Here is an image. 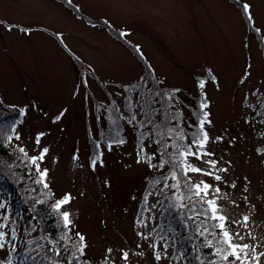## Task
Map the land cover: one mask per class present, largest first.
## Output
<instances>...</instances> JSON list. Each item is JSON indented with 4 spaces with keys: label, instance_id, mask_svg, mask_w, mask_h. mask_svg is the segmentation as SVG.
Instances as JSON below:
<instances>
[{
    "label": "rangeland",
    "instance_id": "374dc122",
    "mask_svg": "<svg viewBox=\"0 0 264 264\" xmlns=\"http://www.w3.org/2000/svg\"><path fill=\"white\" fill-rule=\"evenodd\" d=\"M245 3L250 5L252 26L243 11ZM70 4L78 12L61 0H0L2 124L11 125L6 120L9 111L24 109L26 114L13 132V137L19 135V139L11 143L23 148L30 158L48 149L40 167L47 169L49 188L39 186L53 203L65 194L72 197L61 209L68 211L73 221L71 231L59 223L62 235L67 233L64 243L74 251L72 244L78 241L75 233L82 234L87 247L80 258L87 264H200L195 259V247L189 253L193 261L182 260L181 252L184 254L190 246L174 236L184 226L181 223L186 215L181 213L187 210L168 209L161 214L152 208L161 199L155 195L152 181L168 175L171 169L165 165L161 173L147 163L136 162L143 132L135 122L129 124L127 118L134 112L137 121L143 120L138 101L149 96L146 99L155 102L152 106L156 117L148 129L154 138H146L143 143L145 153L158 152L160 145L153 142L158 138L155 133L165 127L163 124L170 127L162 106L174 114L170 115L172 124L175 122L172 128L182 125L187 137L175 142L187 145L196 130L194 114H199L198 102L203 93L211 121L205 125L210 136L207 150L214 153L204 160L214 159L217 169L228 171L213 169L222 176L220 182L198 173L188 175L193 183L203 180L213 189H221L217 202L229 218V230L244 237L236 243L249 245L246 264H264V0H71ZM9 26H13L11 31ZM118 31L126 33L124 42L116 39H122ZM127 45L138 48L145 61L141 62L138 53L135 55ZM209 71L216 77L215 83ZM201 80L205 81L203 89L198 87ZM163 89V99L159 97L157 102ZM173 89L180 91L169 100L168 93ZM127 98L136 105L131 111ZM148 109L149 105L145 110ZM62 111L64 116L54 123ZM177 113L179 119L174 118ZM120 115L126 118L121 119L122 129L117 131L118 123L113 120ZM41 133L44 135L38 144ZM112 137L126 142L114 144L108 151L106 144ZM216 137L222 139L217 141ZM99 151L103 152V167L97 165L93 170L90 161ZM74 156L78 159L74 160ZM160 159L157 155L152 162ZM189 159L196 167L209 170L207 163ZM30 168L38 180L35 166L31 164ZM233 183L235 188L231 187ZM150 190L153 195L145 201ZM49 191L53 195H48ZM166 192L172 195L171 190ZM18 207L21 205H13L12 212ZM6 210V206L0 208V219L8 217L4 221L8 224L0 231L7 233L6 240L15 243L9 226L14 216L6 215ZM33 211L26 207L27 219L19 231L26 230L27 243L33 241L30 249L36 250L39 225ZM175 215L177 224L171 223L176 230L169 231L165 226ZM244 216L249 217L247 225ZM203 219L196 218L195 230ZM158 233L166 236V241L159 239ZM196 238L201 243L208 239L214 247L220 246L216 243L218 235L214 238L206 233L201 237L196 233L188 240ZM17 239L19 242L22 238L17 235ZM154 243L155 251L162 256L159 261L151 246ZM209 249L213 252V248ZM125 252L127 260L123 259ZM14 254L18 255L15 252L11 256ZM9 255L10 245L0 249L4 264ZM205 258L207 263L213 260L209 254Z\"/></svg>",
    "mask_w": 264,
    "mask_h": 264
},
{
    "label": "snow or ice",
    "instance_id": "6c2138e0",
    "mask_svg": "<svg viewBox=\"0 0 264 264\" xmlns=\"http://www.w3.org/2000/svg\"><path fill=\"white\" fill-rule=\"evenodd\" d=\"M71 3V0H69ZM243 11L249 21V25L252 26L253 24V17L250 13V5L247 3L243 4ZM13 26H9L8 30L11 31ZM22 31H27L26 29H21ZM257 33H259V29H255ZM121 36L126 35V33H121ZM139 51V49H136ZM208 76L210 80L215 83L216 77L212 75L211 71H209ZM247 73L245 74V78ZM241 83L244 82L242 79ZM198 87L203 89L205 87V81L201 80L198 82ZM179 89H173L171 94L167 96V99L171 100L175 97V93L179 92ZM255 95V93H254ZM202 99L199 105L201 115L198 117V123L195 126V131L191 133V143L185 145L184 143H176L175 141H185L187 137L185 136L183 129L177 125L175 128H170L165 126L162 128L161 131L155 133L158 139H155L153 142L160 145V149H158L157 153H153L152 155H147L145 153V149L143 147V139L144 134L141 133L139 137L141 144L138 145L137 151V160L136 162L139 163H147L150 169L156 168L161 173H163V169L165 165L170 167V172L168 175H162L160 178L154 179L152 181L153 190L155 195L161 197L158 199L155 204L152 205L153 209H157L163 214V212L167 211L168 209L173 210H187V213L182 212L181 215L187 216V221L195 222L197 217H203L204 219L200 221L199 224L196 226V233L198 236H205V234H209L214 238L218 235L220 237L219 240L216 241L219 247H214L213 241L205 239V243L202 244L200 247H208L213 248L212 255L218 257L219 261L226 262V264H246L247 259V252L246 250L249 248L248 244H240L236 243L235 240H243L244 237L239 233L229 230L228 227V220L229 218L223 214V210L221 206L218 204V199H220L221 189L217 186L213 189V185L204 182L201 180L199 183H193L191 177L188 175L189 173H198L204 176H211L214 178L215 181L220 182L222 181V176L215 174L213 169H216L218 172H227V168H216L217 161L214 159L204 160V157H211L214 153L207 150V145L210 142V136L205 128V125H210L211 121L208 119L209 113L205 111L209 107L206 97L204 94H201ZM134 106L129 99L128 109L129 111L132 110ZM66 111V110H65ZM115 111H118L116 109ZM152 111L151 109L143 110L142 112L145 116L144 121H137L136 115L132 112L131 116L128 117V123L133 124L135 122L136 125L143 128L146 124H152ZM19 114L23 117L26 112L24 109L19 110ZM64 116V111H62L59 115L54 118V123L59 121ZM180 114L177 113V116L174 117L175 119H179ZM123 115H120L117 120H113L114 124L118 123L119 119H125ZM16 123H19L17 121ZM12 131L15 132V124L13 125ZM151 134V133H150ZM44 135L43 133L37 136V143L40 142V137ZM19 139V135L8 136V141L11 142L13 139ZM222 137H216V140H221ZM166 141H173V143H167ZM126 141L124 139H117L116 137H112L110 142H107L106 146L108 151L112 150L114 144L123 145ZM97 149L100 148V144L97 143ZM171 148L172 152L170 153L168 149ZM195 149V151H193ZM21 153H24V149H19ZM259 151V150H258ZM48 152L47 148H44L39 156L29 158V163L35 166L36 172L38 173L39 179L35 181V183L42 184L44 189H48L49 185L46 182L47 178V169H41L40 162L43 161L46 153ZM25 155H27L25 153ZM159 155L161 159L158 163H153L152 161L156 159V156ZM103 152L99 151L90 161V166L93 170L96 169L97 165L103 167ZM190 157H194L196 160H200L204 163L209 165V170L204 171L200 167H196L193 163L190 162ZM74 160L78 159V157L74 156ZM183 177V181L181 180ZM171 180L172 183L168 181ZM155 185H162L159 188H155ZM231 187L235 188L236 185L233 183ZM153 190H150L147 195L145 196V201H147V197L153 195ZM166 190H171L172 195L171 197L168 196ZM185 190L187 194H185ZM245 191L247 189L245 188ZM48 195H53L48 193ZM212 195L213 198H209ZM72 197L69 194H65V196L61 199L56 200V202L52 205L53 211L60 215L62 220V227L68 231H71V227L73 226V221L70 217V213L68 211H61L64 205L70 203ZM165 201H168L165 203ZM187 201V203H185ZM43 200H38L37 203H44ZM206 205V207H205ZM4 204L0 203V208H4ZM190 213V214H188ZM3 219L7 221L8 217L4 216ZM249 220L248 216L243 217V222L247 225ZM211 221H215V223H211ZM138 223L146 226L143 220H138ZM232 223H238L237 221H232ZM5 224H0V229L5 228ZM160 227V226H158ZM185 227H187V222H185ZM161 230H163L161 228ZM218 230V231H217ZM155 231V229H154ZM171 231V229H169ZM138 235H142L141 233H137ZM7 233L4 231H0V249H4L6 245H10V255L7 260V264H13V260L11 257V253L16 252V244L11 243V241L6 240ZM159 239L166 241V236L159 235ZM67 233L62 235L59 240H48V243L52 245V248H49V251H54V255L59 257L61 255V248L58 247L60 240L65 239ZM75 236L78 238L77 242L72 244V248L74 251L71 252L70 257L68 258V264H72L73 260H76L77 264H81L80 257L85 255V248L87 244L85 242V237L80 234L79 232L75 233ZM17 238V230L13 229L11 232V240H16ZM144 239H148L147 236H143ZM47 239V237L45 238ZM190 239V237H189ZM29 244L33 243V241H28ZM154 249L155 259L159 261L162 256L159 251H155L156 244L151 245ZM39 247L43 248V245H39ZM168 244L167 242L164 245L165 253L167 251ZM199 248L196 249V252L199 253ZM67 251V248H65ZM108 252H111V249H108ZM77 253L79 255H77ZM128 253H123V259L127 260ZM181 258H183V252H181ZM195 259L200 262V264H205V261L201 259V256L197 254ZM252 259H257L256 256H253ZM0 264H4L3 261H0ZM51 264H60L59 261H52ZM84 264H87L85 261ZM208 264H218L217 260L208 261Z\"/></svg>",
    "mask_w": 264,
    "mask_h": 264
},
{
    "label": "trees",
    "instance_id": "16d2710c",
    "mask_svg": "<svg viewBox=\"0 0 264 264\" xmlns=\"http://www.w3.org/2000/svg\"><path fill=\"white\" fill-rule=\"evenodd\" d=\"M61 1H63L67 6L71 7L75 12H78V9L75 6L73 7L70 3H68V0H61ZM105 25L107 29L110 31L111 29L108 27L109 25L108 24H105ZM118 32L116 33L119 36L121 33H123V31H118ZM121 37L122 39L119 37H116V39H118L121 42L122 41L124 42L126 38L123 36ZM127 46L129 47V49L131 48L134 51L133 53H135V55L138 53L140 58L139 56L137 57L140 59V61L141 60L145 61V59H143L142 55L140 54V51L134 50L132 45H127ZM76 61H78V59ZM143 64L145 66L147 63L143 62ZM161 91L162 92L161 94L160 93L158 94L156 101L158 100L159 97L163 99L164 95H162V93L164 89ZM127 94L130 96L133 93H127ZM168 95L170 94L168 93ZM146 97H149V96H145L144 100L142 98L138 101L139 102L138 107H139V110H141L142 108L143 110H145L146 107L149 105L151 110H153L152 120L154 123L155 117H156L155 107H154L155 102L152 100V98H150L152 101L147 100ZM129 98H127V101H129ZM200 103H201V100L198 102V106L200 105ZM133 106L135 107L136 105L133 104ZM168 109H169L168 107L164 108L162 106V110L165 111V113L163 114L164 115L163 117L166 119V121L167 119L170 121V128H172V125H174L175 122L174 124H172V120H170V118L172 117H170V115H174V114L169 113ZM197 113L199 114L198 115L194 114V116L196 117L195 119L196 123L194 125L198 123V117L201 115L200 108L197 111ZM262 113H264V109ZM7 117L8 118H6V120L8 122L10 121L11 125L10 124L6 125L5 123L2 124L5 118H2V115L0 114V199H2L1 200L2 203L7 207L6 215H9L10 213H12L14 216V219L11 218V222H10L11 225H9L11 226L10 230L12 231L13 229H16L17 235H20V237L22 238L19 242L17 238L15 240V244L17 246L16 252L18 253V255L14 254L13 256H11L12 260L14 264H34V262H37V264H51L53 260L59 261L60 264H68V258L71 255L72 249L67 244L64 243V239L60 240L59 245H57L58 247L61 248V255L59 257L54 255V251L48 250L49 248H52V245L48 243V240H59V238L62 236V233L60 231L62 229L60 227L62 226L61 224L62 220L60 222L61 218L59 219V215L53 211L52 205L54 203L53 201L48 200L49 198L48 199L46 198V192L43 193V190H41V187L39 186V184L35 183V181L37 180H36V176L32 172V169L30 168L31 166V164L29 163L30 157H27L25 153H21L18 147H16L15 145H13L11 142L8 141V136L10 135L13 136V131H12L13 125L15 124L16 126L17 124L16 122L20 120L21 116L19 114V111L18 112L13 111V110L9 111V114ZM11 118H13L12 121H11ZM107 119H110V118L108 117ZM144 120L145 118H143V120H140V121H144ZM120 121L121 119L118 120L117 131L122 129V124H121L122 121L121 122ZM162 121H163V118L161 122ZM153 123L147 126H144L143 128L139 127V130H140L139 132L140 133L143 132L144 134L147 135L144 137L142 144L145 142L146 138H149V139L154 138L148 132V129L152 127ZM177 125H179V127L182 126L180 124H177ZM163 126L168 127L169 125L163 124ZM112 130H114V128H112ZM140 144H141V141L139 139L138 145ZM262 147H264V145ZM38 200H43L45 202L37 203ZM165 203L167 202L165 201ZM15 204L21 205V207L16 208L15 211L12 212V207ZM26 207L34 209L33 214L35 215V218L39 225V230H38L39 238L36 240L35 244L43 245V248L37 247L36 250L30 249L31 244L27 243V240L25 238L26 230L24 229L22 233H20L19 231V229L24 224V221L27 219ZM170 218H172V216ZM170 218L168 220V223L170 225H166L165 227L171 230H176L171 223V221H173L175 225L177 224L176 215L173 219H170ZM4 221H5L4 219L2 220L0 219V224L7 225L8 223ZM185 222H187V227H185ZM59 223L61 224L60 226H59ZM181 224H184V226L182 227ZM181 224H179V226L182 228H180V230L178 229V233H175L174 236L178 238H182V240L180 241L185 242L187 247L190 246L189 248L185 249L182 260H185L187 262L193 261L192 255H190L189 253L192 250V248L195 247V249L197 248L200 249L199 253L197 252L196 253L201 256V259L205 261V264H208L205 258L206 254L207 255L209 254V256L213 260H217L218 264H220L219 260L215 258V256L212 255V252L208 247H202V248L200 247L205 242L201 243L198 238L193 239V241L192 239L188 240L189 237H191L192 235L195 236L196 234V230L194 229L195 223L193 221H187V216H186L183 219V222ZM182 233L183 234L185 233L186 235L180 236L182 235ZM46 237L47 239H45ZM65 248H67V251H65ZM178 250L179 249H177V251ZM79 259L81 261V264H84V261L81 258ZM72 264H77L76 260H73Z\"/></svg>",
    "mask_w": 264,
    "mask_h": 264
}]
</instances>
